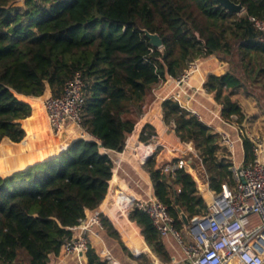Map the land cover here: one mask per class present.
<instances>
[{
    "label": "trees",
    "instance_id": "16d2710c",
    "mask_svg": "<svg viewBox=\"0 0 264 264\" xmlns=\"http://www.w3.org/2000/svg\"><path fill=\"white\" fill-rule=\"evenodd\" d=\"M19 1L0 0V144L5 139L21 143L27 136L22 121L33 109L22 96L41 97L48 88L52 96H61L77 75L87 91L82 128L96 139L76 140L66 152L45 160L55 151L48 139L28 159L45 161L6 178L0 175V264H49L72 238L71 228L106 199L114 168L106 152L125 149L154 91L169 78L182 76L201 58L229 62L231 70L210 75L204 89L215 94L223 118L236 117L244 129L246 116L236 94L264 90V44L251 21L264 20V0H232L244 7L242 14L228 12L217 0H24L17 7ZM145 31L159 34L164 47H152ZM163 112L177 136L194 144L210 188L220 192L224 183L233 186L232 160L221 152L220 136L174 98L164 101ZM152 136L147 132L141 141ZM243 145L246 160H254L246 136ZM19 146L30 148L27 141ZM145 167L155 197L168 207L178 230L184 223L177 203L189 220L207 211L185 170L172 179L155 168L154 159ZM130 219L151 252L169 262L151 218L135 211ZM102 222L112 229L105 218ZM86 257L88 264H108L91 247Z\"/></svg>",
    "mask_w": 264,
    "mask_h": 264
},
{
    "label": "crops",
    "instance_id": "0c3cea01",
    "mask_svg": "<svg viewBox=\"0 0 264 264\" xmlns=\"http://www.w3.org/2000/svg\"><path fill=\"white\" fill-rule=\"evenodd\" d=\"M194 63L196 69L191 75L188 87H184L186 93L179 89L174 78H169L159 89L154 91L155 100L138 119L133 134L128 138L130 142L126 144L125 149L122 152L104 151L112 158L114 168L107 197L98 210L101 212L102 217L111 224L112 229L109 230L105 226L103 228L95 226L88 234L90 247L103 260L111 257L117 264H170L173 260L183 258L180 247L174 238L170 237L162 239V243L169 253L170 261H161L151 252L142 235L141 228L136 222L131 221L130 215L123 213L122 207L117 201L120 194H128L136 199L155 196L154 185L145 164L135 158L132 149L137 140L143 143L141 141L143 134L146 136L147 132L150 131L155 134V139L147 143H152L153 147L157 149L156 156L153 158L157 170H161L162 165L169 161L188 155L191 165L186 172L194 178L198 192L205 202L206 192L209 189L212 190L210 185L207 184L208 175L194 145L192 144L194 152L188 153L187 143L177 136L175 127L165 123L163 103L166 99L174 98L186 110L192 114H198L200 120L210 127L215 134L219 136L222 133L230 134L235 140V145L231 150L221 148V152L227 151L232 163L240 164L246 160L243 140H241L244 136L250 140L259 138L264 142V100L259 101L258 98L259 95H264V90L253 87L251 93L240 91L236 94V99L246 116L244 129L238 130L229 124L230 120L223 118V107L216 102L215 94L208 93L204 89V84L210 75L221 76L226 74L231 70V64L221 61L217 56L201 58ZM49 96H52L50 88L41 97L22 96V101L31 105L33 112L31 117L22 121L27 136L21 143H13L11 140L5 139L0 144V175L2 177H9L14 173L26 170L34 164L59 156L67 151L76 140L82 139L81 131L76 128V134H71V128L74 129L73 125L68 126L62 136H50L51 133L48 132H52V130L49 127L43 107V100ZM147 127H150L151 130L146 129ZM30 133L32 134L31 137ZM48 139H52L55 151L44 158L45 160L28 162L33 153L43 148V141L49 143ZM8 141L13 144L12 147H7ZM26 141L30 144V148L23 151L19 145ZM11 149L15 153L12 154ZM260 157L264 160V147ZM21 165L22 167H19ZM90 214L91 211L86 212V216ZM182 230L186 231L185 226ZM76 232H73V234H76ZM49 264H88V259L86 255L78 258L65 257L62 253H59L50 256ZM230 264L241 263L234 261Z\"/></svg>",
    "mask_w": 264,
    "mask_h": 264
},
{
    "label": "built area",
    "instance_id": "2783aa9c",
    "mask_svg": "<svg viewBox=\"0 0 264 264\" xmlns=\"http://www.w3.org/2000/svg\"><path fill=\"white\" fill-rule=\"evenodd\" d=\"M259 32V40L264 44V20L251 18ZM195 63L180 77L174 78L176 85L186 93ZM87 98L86 83L80 75L66 83L61 96H49L43 100L48 124L54 134L59 135L73 125L81 131L82 139L96 140L82 128V120ZM198 118V114L194 113ZM200 119V118H199ZM236 117L229 124L236 127ZM155 139L152 136L151 140ZM243 140V139H241ZM128 140L127 144H129ZM254 146L255 159L244 160L240 164L232 163L230 170L234 185L224 183L220 192H206L207 211L190 220L186 231L175 227V220L168 207L155 196L136 199L128 194H120L117 201L123 213L131 215L140 211L148 215L162 239L174 238L183 252L181 260L170 264H230L239 261L241 264H264V160L260 157L264 142L262 139L251 140ZM187 152H194L191 142H186ZM222 148L231 150L235 140L228 133L220 136ZM194 145V144H193ZM133 153L142 163H147L156 156L157 149L152 143L136 141ZM196 149V148H195ZM188 155L162 165L161 170L172 179L179 170L187 171L191 165ZM209 186V177L208 182ZM102 214L99 210L85 216L79 224L71 228L72 238L62 245L60 253L65 257L86 255L90 244L88 234L95 226L103 228ZM115 263L111 257L106 260Z\"/></svg>",
    "mask_w": 264,
    "mask_h": 264
},
{
    "label": "water",
    "instance_id": "95a60500",
    "mask_svg": "<svg viewBox=\"0 0 264 264\" xmlns=\"http://www.w3.org/2000/svg\"><path fill=\"white\" fill-rule=\"evenodd\" d=\"M221 6H223L228 12L242 14L245 9L241 4H236L232 0H217ZM147 38L149 39L150 45L157 49H162L164 47V41L159 34H153L148 31H145ZM69 149V148H68ZM67 149V150H68ZM66 152V151H65ZM64 153V152H63ZM177 210L180 214V218L184 223L185 227L190 225V220L185 212L177 203Z\"/></svg>",
    "mask_w": 264,
    "mask_h": 264
},
{
    "label": "rangeland",
    "instance_id": "374dc122",
    "mask_svg": "<svg viewBox=\"0 0 264 264\" xmlns=\"http://www.w3.org/2000/svg\"><path fill=\"white\" fill-rule=\"evenodd\" d=\"M16 6H17V7H23V6H24V0H20L19 2H17ZM160 87H161V86H160ZM160 87H158V88H156V89H159ZM155 97H156V96H155V92H154L153 97H152L153 99H152L151 104H152L153 101L155 100ZM258 98L261 99V100H264V95H259ZM45 99H46V98H45ZM151 104H150V106H151ZM150 106H149L148 108H150ZM74 130H75V131H74ZM70 132H71V134L75 135V134H76V133H75V132H76V129H75V128H74V129L71 128V131H70ZM48 133H51V134H50L51 137L54 136V135L57 136V134H54V133H52V132H48ZM62 133H63V132H62ZM62 133H60L59 135L62 136V135H63ZM59 135H58V136H59ZM44 143H46V141H45V142L43 141V145L46 147V145H45ZM44 146H43V147H44ZM43 149H44V148H43Z\"/></svg>",
    "mask_w": 264,
    "mask_h": 264
},
{
    "label": "bare ground",
    "instance_id": "6f19581e",
    "mask_svg": "<svg viewBox=\"0 0 264 264\" xmlns=\"http://www.w3.org/2000/svg\"><path fill=\"white\" fill-rule=\"evenodd\" d=\"M195 73V72H194Z\"/></svg>",
    "mask_w": 264,
    "mask_h": 264
}]
</instances>
